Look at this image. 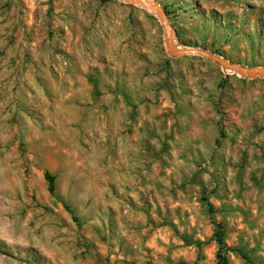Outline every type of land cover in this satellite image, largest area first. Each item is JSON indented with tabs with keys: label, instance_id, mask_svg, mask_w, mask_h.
<instances>
[{
	"label": "rangeland",
	"instance_id": "374dc122",
	"mask_svg": "<svg viewBox=\"0 0 264 264\" xmlns=\"http://www.w3.org/2000/svg\"><path fill=\"white\" fill-rule=\"evenodd\" d=\"M93 1L90 29L107 31L108 13L125 11L119 21L132 32L126 42L150 48L138 57L142 77L147 66L151 76L163 75L153 82L166 91L168 106L155 114L152 160L137 152L134 166L132 154L123 153L127 166L115 171L106 147L62 145L82 132L61 129L42 99L9 111V93L0 95V264H217L218 224L227 264H264V79L199 56L171 57L150 11ZM152 1L169 13L178 46L264 65V0ZM0 9L4 72L9 2ZM47 9L54 11L52 3ZM99 13L106 18L99 21ZM92 36L89 59L113 75L108 35ZM141 169L147 178L133 176ZM46 172L55 176L54 195Z\"/></svg>",
	"mask_w": 264,
	"mask_h": 264
},
{
	"label": "crops",
	"instance_id": "0c3cea01",
	"mask_svg": "<svg viewBox=\"0 0 264 264\" xmlns=\"http://www.w3.org/2000/svg\"><path fill=\"white\" fill-rule=\"evenodd\" d=\"M58 1L51 0L54 11L49 12V0H0V5L9 2V68L0 72V95L8 97L9 93V111L42 99L47 106L45 115L60 123L61 129L75 136L82 132L81 139L63 140L62 145L87 142L106 147L115 171L127 166L122 165L123 153L132 154L134 166L137 152L148 163L152 160L149 147L155 140V114L168 106L166 91L153 88V82L163 75L151 76L149 66V75L141 74L143 65L138 57L150 48L126 42L132 32L125 33L127 28L121 27L119 18H125V11L109 12L107 31L100 26L96 33L90 29L93 0ZM20 9L23 16L19 15ZM98 18L101 21L106 17L99 13ZM102 32L109 39L107 48L112 59L106 66L115 71L111 76L104 72L101 61L89 59L92 34ZM51 51L55 53L50 55ZM59 58H65L68 66L61 67ZM53 63L63 74L58 76L52 70ZM133 176L147 178L148 174L141 169ZM114 177L131 179L127 173L115 172Z\"/></svg>",
	"mask_w": 264,
	"mask_h": 264
},
{
	"label": "water",
	"instance_id": "95a60500",
	"mask_svg": "<svg viewBox=\"0 0 264 264\" xmlns=\"http://www.w3.org/2000/svg\"><path fill=\"white\" fill-rule=\"evenodd\" d=\"M122 2L139 6L150 11L159 20L164 33V44L166 52L171 57L199 56L205 58L224 71L238 75L243 78L264 79V65L262 66H245L230 62L223 57L211 53L205 49L185 48L177 44V33L171 26L165 10L152 0H121ZM180 47V48H179Z\"/></svg>",
	"mask_w": 264,
	"mask_h": 264
},
{
	"label": "trees",
	"instance_id": "16d2710c",
	"mask_svg": "<svg viewBox=\"0 0 264 264\" xmlns=\"http://www.w3.org/2000/svg\"><path fill=\"white\" fill-rule=\"evenodd\" d=\"M101 3L109 2L110 0H99ZM166 14L169 15V13L165 10ZM44 178L47 182V191L50 195H54L55 192V176L51 175L49 173L44 174ZM66 210L71 213V210L68 206H65ZM216 241L219 245V251L217 253V264H227V258L225 251L227 250V247L224 242V231L221 227V225H217V231L215 233Z\"/></svg>",
	"mask_w": 264,
	"mask_h": 264
},
{
	"label": "built area",
	"instance_id": "2783aa9c",
	"mask_svg": "<svg viewBox=\"0 0 264 264\" xmlns=\"http://www.w3.org/2000/svg\"><path fill=\"white\" fill-rule=\"evenodd\" d=\"M59 62H60V66L63 67V68H65V67L68 66V61H67L65 58H59ZM51 68H52V70H53L54 72H56L58 75L63 74V72H60V71H61V68H60L58 65H56V63H53V64L51 65Z\"/></svg>",
	"mask_w": 264,
	"mask_h": 264
},
{
	"label": "bare ground",
	"instance_id": "6f19581e",
	"mask_svg": "<svg viewBox=\"0 0 264 264\" xmlns=\"http://www.w3.org/2000/svg\"><path fill=\"white\" fill-rule=\"evenodd\" d=\"M180 48V47H179Z\"/></svg>",
	"mask_w": 264,
	"mask_h": 264
}]
</instances>
